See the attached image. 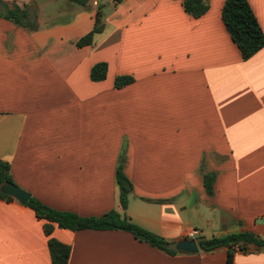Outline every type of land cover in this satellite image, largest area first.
<instances>
[{
    "label": "crops",
    "instance_id": "0c3cea01",
    "mask_svg": "<svg viewBox=\"0 0 264 264\" xmlns=\"http://www.w3.org/2000/svg\"><path fill=\"white\" fill-rule=\"evenodd\" d=\"M206 2L193 16L182 0H3L0 158L13 182L54 208L99 215L120 207V165L127 214L168 241L195 229L176 225L183 209L211 235L264 237V45L243 59L224 0ZM248 2L264 33V0ZM13 3L26 9L23 25L3 15ZM99 4L104 28L77 45ZM121 74L133 80L116 87ZM45 221L0 198V264H51ZM50 235L70 246L66 264H227L226 246L169 253L126 230L56 223ZM233 262L264 264V249L236 250Z\"/></svg>",
    "mask_w": 264,
    "mask_h": 264
},
{
    "label": "trees",
    "instance_id": "16d2710c",
    "mask_svg": "<svg viewBox=\"0 0 264 264\" xmlns=\"http://www.w3.org/2000/svg\"><path fill=\"white\" fill-rule=\"evenodd\" d=\"M72 1L84 5L88 0ZM1 2L3 0H0ZM182 4L184 9L189 11L193 16L202 15L208 8L206 0H182ZM3 15L23 25L25 23L26 9L13 3ZM221 19L231 39L239 48L243 59L249 58L264 45L263 30L248 0H224L221 8ZM103 28L104 21L102 19L101 5L99 4L96 9L92 29L77 39V45L92 42L94 33L101 31ZM105 73L106 63L103 61L93 64L90 70V76L94 80L104 78ZM132 80L133 77L131 75H116L114 85L120 87L130 83ZM115 178L118 187V203L123 213L119 212L116 208H110L99 215H81L71 210L54 208L30 194L25 205L32 208L38 218L46 220L43 224V229L45 234L48 235L47 245L51 264H66L70 250V246L67 243L50 235L53 223H56L59 227H65L71 230L86 228L122 229L131 232L135 238L147 241L151 245L164 249L169 253L178 252L167 247L168 239L164 236L135 223L131 219L125 211L128 204V197L132 190L131 180L120 165L116 168ZM214 179L215 173L213 171H208L203 174V183L208 194L213 193ZM7 181H13L10 164L8 161L0 158V184ZM0 198L12 199L13 197L0 191ZM198 242L199 248L203 251H212L219 246H226L227 264H234L233 257L236 250L246 251L251 248L264 249V237H260L248 230L204 236Z\"/></svg>",
    "mask_w": 264,
    "mask_h": 264
},
{
    "label": "water",
    "instance_id": "95a60500",
    "mask_svg": "<svg viewBox=\"0 0 264 264\" xmlns=\"http://www.w3.org/2000/svg\"><path fill=\"white\" fill-rule=\"evenodd\" d=\"M0 191L5 194L11 195L21 203H25L30 196V192L23 189L13 181H7L0 184ZM204 237L203 235L195 237H183L176 240L168 241L167 247L172 250L178 251H191L195 252L199 250L200 238Z\"/></svg>",
    "mask_w": 264,
    "mask_h": 264
},
{
    "label": "rangeland",
    "instance_id": "374dc122",
    "mask_svg": "<svg viewBox=\"0 0 264 264\" xmlns=\"http://www.w3.org/2000/svg\"><path fill=\"white\" fill-rule=\"evenodd\" d=\"M128 200L130 201V204H131L130 208L132 209V207L134 205H133V202H132V200L130 198V195L128 197ZM116 209L119 212L123 213L122 209L120 207H116ZM206 211H207V215L208 216H211V217L213 216L212 209H207ZM179 213H180V216H181V220H180V222L176 223V225H178L179 228L189 225L191 227H195V229H197L198 232H200L201 234H203L205 236H210L212 234L209 226L207 224H205V223H201L198 220V216H197L195 210L183 209V210L179 211Z\"/></svg>",
    "mask_w": 264,
    "mask_h": 264
},
{
    "label": "built area",
    "instance_id": "2783aa9c",
    "mask_svg": "<svg viewBox=\"0 0 264 264\" xmlns=\"http://www.w3.org/2000/svg\"><path fill=\"white\" fill-rule=\"evenodd\" d=\"M188 237H195L196 236V230L195 229H189L187 231Z\"/></svg>",
    "mask_w": 264,
    "mask_h": 264
}]
</instances>
